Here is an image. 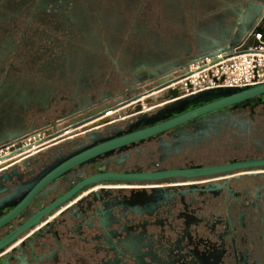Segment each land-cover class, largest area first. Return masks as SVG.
I'll return each mask as SVG.
<instances>
[{
  "label": "flooded vegetation",
  "instance_id": "1",
  "mask_svg": "<svg viewBox=\"0 0 264 264\" xmlns=\"http://www.w3.org/2000/svg\"><path fill=\"white\" fill-rule=\"evenodd\" d=\"M107 1L112 2L110 7L104 5L106 0H0V137L25 136L24 113L17 110L20 104L31 107L35 98L43 104L46 97L48 109L64 103L71 114L99 106L110 98L112 82L129 84L127 79L134 75L137 64L146 62L149 51L145 41L154 38L145 32V13L138 12L145 0ZM157 1L165 3L171 12H180V17L191 20V24H202L217 11L222 12L213 19L227 24L228 13L234 11L237 0ZM133 9L137 15L130 26ZM198 17L205 20L197 22ZM135 37L145 39L138 49L123 46ZM198 58H189L179 65L177 76L173 74L166 86L168 91H175L168 86L177 82L183 70ZM63 88L69 90L67 97ZM133 89L130 87L128 92ZM135 96L71 124H78L74 128L61 133L67 126L54 132L57 136L52 137L53 133L42 139V134H38L40 143L26 139L14 148L28 146L18 154L23 156L34 147L38 150L44 141L56 142L80 127L105 123L110 113L135 106ZM12 107L16 111L10 112ZM157 110L146 115L150 117ZM257 110L264 116V99L192 120L74 168L47 185L22 216L1 229L0 239L71 185L102 171L151 172L264 158L251 155L222 163H203L194 162V151L190 150L188 154L154 160L155 152L163 146L159 142L163 136L188 137L205 128L212 115L223 111L246 114L252 121ZM95 115L99 116L79 125ZM138 117L136 114L121 124H107L92 134L101 140L111 139L157 122L137 123ZM86 138L81 147L92 144ZM148 144H154L156 150L147 151ZM71 151L55 147L24 166L13 163L18 155H12L0 161V171L16 169L14 180L18 181L19 191L25 192L30 181L38 179L55 160ZM0 258V264H264V166L195 178L89 184L42 218L39 226L5 246Z\"/></svg>",
  "mask_w": 264,
  "mask_h": 264
},
{
  "label": "rangeland",
  "instance_id": "2",
  "mask_svg": "<svg viewBox=\"0 0 264 264\" xmlns=\"http://www.w3.org/2000/svg\"><path fill=\"white\" fill-rule=\"evenodd\" d=\"M237 1L235 7H232L234 11L228 13L227 22L228 25L234 24V29H238L244 23V19L242 21V18L237 16L240 10L244 8L256 9L258 12L260 11V16L264 9V0ZM111 3V1L106 0L104 5L110 7ZM140 5L138 12L143 11L145 13L142 16L146 23L147 31L145 32L153 34L154 38L145 41L149 51L145 57L146 62L137 64L136 72L127 79L129 84H124L118 80L112 82L110 85L112 89L110 98H107L99 106L80 109L71 114H68L70 109L64 103L48 109L46 107L48 98L46 97L43 104L38 103L37 98H35L36 103L31 107L27 104H20L17 110L24 113V140L27 139L29 143H33L34 138L28 136L31 134H42V139H46L48 135L62 130L83 118L96 114L109 106L122 103L132 94L140 95V97L144 95L141 101L143 107L141 112L150 114L176 100V98L167 95L168 89L166 87L161 88L159 91L155 90L165 80H170L173 74V76H177L176 73L180 69L178 68L179 65H183L189 58L209 55L223 44L238 45L245 48L252 43L250 42L253 39L249 35L250 30H247L246 33L240 31L236 37H233L228 34L227 24H219L217 19H213L215 15L222 11L215 12L208 21H203L202 24H191V20L182 19L180 12L179 14H177V11L171 12L162 1L145 0ZM135 12H137L136 9H133L130 26H133L134 17L137 15ZM258 17L251 21L250 28L255 24ZM200 20L205 19L198 17L197 22ZM225 38L230 39L226 41ZM155 39L159 42V45H155ZM143 40H138L135 37L127 40L123 43V46L128 45L131 50H136L141 46ZM185 54H188V56H185ZM130 87H134V89L128 92ZM169 89H172V87ZM63 90L66 91L67 97L69 90L67 88L61 89V91ZM41 94V96H44L45 92L42 91ZM61 95H64V93ZM57 98L61 97L58 95ZM12 105L16 106L17 104ZM135 110V106L130 105L125 110L110 113L109 116L111 117L105 123H93L80 127L70 131L56 142L44 141V145L40 146L38 150L34 147L29 153H23V156L17 157L18 159L16 158L17 160L13 163L19 166L30 164L34 158L45 156L46 153L52 152L55 147L65 151L80 148L84 145L83 139L88 135L100 132L107 124H121L135 117L137 114ZM9 111L14 112L16 108L12 107ZM65 114L67 116H64ZM203 120H206V118ZM18 137H11L10 135L0 137V156L10 153L9 148L12 146L10 143ZM159 142L163 146L159 147V152H155L154 160L174 154H188L190 150L194 151V154L191 155L193 161L203 163H222L235 157L264 155V116L260 115V111L257 110L255 119L250 121L246 114H240L239 116L236 112L223 111L212 115L205 128L190 134L188 137L174 139L173 137L163 136L159 139ZM17 147L19 148V146ZM145 148L149 152L156 150L154 144L145 145Z\"/></svg>",
  "mask_w": 264,
  "mask_h": 264
},
{
  "label": "water",
  "instance_id": "3",
  "mask_svg": "<svg viewBox=\"0 0 264 264\" xmlns=\"http://www.w3.org/2000/svg\"><path fill=\"white\" fill-rule=\"evenodd\" d=\"M239 25V24H237ZM171 83L170 80L160 84L157 88H164ZM140 98V95L134 97L135 101ZM264 99V83L243 88H216L207 90L192 96L174 100L170 104L160 108L155 114L148 117L146 114H140L141 109L136 108L135 112L139 114L137 123L142 121H157L155 124H149L141 129L132 130L124 135H118L115 138L101 140L97 135L91 134L85 140L91 141L92 144L75 149L67 155H61L59 160H55L48 166L39 178L30 181L26 191H19L18 181L14 180V172L16 169L8 172L0 173V230L9 227L11 223L22 216L31 206L36 196L50 183L57 181L59 178L70 173L74 168L82 167L84 164L93 161L102 155H108L114 150L122 149L126 146H132L135 143H140L146 139L161 135L165 131L177 128L195 119L206 117L210 114L217 113L226 108H234L240 105L251 103ZM99 115L92 116L79 125L89 122ZM168 118V119H165ZM163 118V121H158ZM165 119V120H164ZM78 124L70 125L62 132L74 128ZM120 131L117 130V133ZM54 133L52 137L57 136ZM29 137L34 138L33 143L39 142L38 135L31 134ZM50 137V136H48ZM47 137V138H48ZM25 136H20L10 144H17L24 140ZM23 148L0 156V161L21 151ZM264 166V158L249 159L234 161L224 165H216L209 167L192 166L181 169H162L151 172H99L80 179L75 184L71 185L64 194L53 199L47 206L39 208L23 223L7 233L0 239V253L3 248L14 242L18 236L27 230L37 227L41 224V219L49 216L51 211L57 208L65 201L71 199L78 194L85 186L101 181H161L171 178H195L203 176L218 175L229 173L236 170H241L249 167ZM2 261V258H0Z\"/></svg>",
  "mask_w": 264,
  "mask_h": 264
},
{
  "label": "built area",
  "instance_id": "4",
  "mask_svg": "<svg viewBox=\"0 0 264 264\" xmlns=\"http://www.w3.org/2000/svg\"><path fill=\"white\" fill-rule=\"evenodd\" d=\"M264 24V9L249 35L254 43L248 47L223 44L213 53L201 56L183 70L172 85L179 87L176 99L216 88H243L264 83V42L260 26Z\"/></svg>",
  "mask_w": 264,
  "mask_h": 264
},
{
  "label": "crops",
  "instance_id": "5",
  "mask_svg": "<svg viewBox=\"0 0 264 264\" xmlns=\"http://www.w3.org/2000/svg\"><path fill=\"white\" fill-rule=\"evenodd\" d=\"M259 12L256 9L254 10V9H249V8H244V9L240 10V12L237 14V16L241 17L242 21L244 19V23L242 22L243 25L240 26L238 29H234V24H229V25L227 24L226 26L228 27V34L229 35L231 34L233 37H236L237 33H239L240 31H243V33H246L247 30L251 29L250 23H251V21H253L254 18H257L259 16ZM229 39L230 38H225L224 40L228 41ZM2 171H0V172H2Z\"/></svg>",
  "mask_w": 264,
  "mask_h": 264
},
{
  "label": "bare ground",
  "instance_id": "6",
  "mask_svg": "<svg viewBox=\"0 0 264 264\" xmlns=\"http://www.w3.org/2000/svg\"><path fill=\"white\" fill-rule=\"evenodd\" d=\"M260 31H261V41L262 42H264V24H262L261 26H260ZM250 42H252V43H254L255 41L252 39V40H250ZM170 87H172V89L173 90H175V91H168L167 92V95L169 96V97H175L177 94H178V92H179V87L177 86V85H170V86H168V88H170ZM142 97H144V95L142 96ZM142 97H140L138 100H136V101H132L134 104H135V108H142L143 109V107H142V103H141V98ZM119 107V106H118ZM106 113H108V112H106ZM40 140V139H39ZM23 140H21V141H19L18 143H20V142H22ZM41 141V140H40ZM40 141L39 142H37V143H35V144H38V143H40ZM17 143V144H18ZM16 144H13L9 149L11 150L10 152H12V151H15V150H17V149H15L14 148V146H15ZM32 147V146H31ZM34 147V146H33ZM21 148H23V149H21V151H19V152H17V153H15V154H13V155H18L19 153H21V152H23V151H25V150H27V148H28V146H26V147H21ZM12 156V155H11ZM19 156H21V155H18V156H16L15 158H17V157H19ZM18 159V158H17Z\"/></svg>",
  "mask_w": 264,
  "mask_h": 264
}]
</instances>
